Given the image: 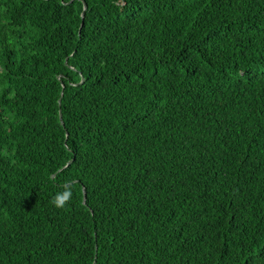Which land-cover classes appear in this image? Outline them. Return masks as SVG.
<instances>
[{"label": "trees", "instance_id": "obj_1", "mask_svg": "<svg viewBox=\"0 0 264 264\" xmlns=\"http://www.w3.org/2000/svg\"><path fill=\"white\" fill-rule=\"evenodd\" d=\"M94 262L264 264V0H0V264Z\"/></svg>", "mask_w": 264, "mask_h": 264}, {"label": "clouds", "instance_id": "obj_2", "mask_svg": "<svg viewBox=\"0 0 264 264\" xmlns=\"http://www.w3.org/2000/svg\"><path fill=\"white\" fill-rule=\"evenodd\" d=\"M73 192L70 189L57 192L51 200V203L56 207L63 209L71 201Z\"/></svg>", "mask_w": 264, "mask_h": 264}, {"label": "water", "instance_id": "obj_3", "mask_svg": "<svg viewBox=\"0 0 264 264\" xmlns=\"http://www.w3.org/2000/svg\"><path fill=\"white\" fill-rule=\"evenodd\" d=\"M85 10H86V5L83 4V10L81 12V18H82V22H81V26L83 24V18H84V13H85ZM82 82V81H81ZM60 102H61V99L58 100V106L60 107ZM59 119H60V123L61 125L63 126V122H62V115H61V111L59 110ZM72 161H70L68 164H70ZM82 193H83V204H85L86 202V193H85V190L83 189L82 190ZM95 264V262L93 263Z\"/></svg>", "mask_w": 264, "mask_h": 264}]
</instances>
